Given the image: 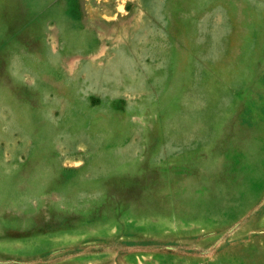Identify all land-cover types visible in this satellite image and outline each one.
<instances>
[{"label":"rangeland","instance_id":"rangeland-1","mask_svg":"<svg viewBox=\"0 0 264 264\" xmlns=\"http://www.w3.org/2000/svg\"><path fill=\"white\" fill-rule=\"evenodd\" d=\"M0 264H264V0H0Z\"/></svg>","mask_w":264,"mask_h":264}]
</instances>
